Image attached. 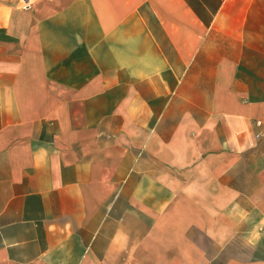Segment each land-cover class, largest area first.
<instances>
[{"label":"crops","instance_id":"1","mask_svg":"<svg viewBox=\"0 0 264 264\" xmlns=\"http://www.w3.org/2000/svg\"><path fill=\"white\" fill-rule=\"evenodd\" d=\"M0 264H264V0H0Z\"/></svg>","mask_w":264,"mask_h":264},{"label":"built area","instance_id":"2","mask_svg":"<svg viewBox=\"0 0 264 264\" xmlns=\"http://www.w3.org/2000/svg\"><path fill=\"white\" fill-rule=\"evenodd\" d=\"M31 0H24V3H25V6L27 7L29 5ZM256 125L257 126H261V123L260 122H256Z\"/></svg>","mask_w":264,"mask_h":264}]
</instances>
